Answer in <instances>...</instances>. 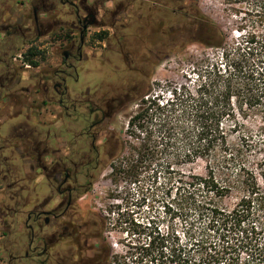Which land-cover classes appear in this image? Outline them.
I'll return each instance as SVG.
<instances>
[{
  "label": "rangeland",
  "instance_id": "374dc122",
  "mask_svg": "<svg viewBox=\"0 0 264 264\" xmlns=\"http://www.w3.org/2000/svg\"><path fill=\"white\" fill-rule=\"evenodd\" d=\"M39 1L42 0H0V84H4L6 76L11 82L6 89L0 88V145L6 142V150L0 153V264H40L44 260L35 257L41 247L34 252L35 258L24 259L28 251V232L24 228L26 216L31 205L44 200L49 191L36 162L37 154L45 149L54 152L42 160L45 165H51L58 157H77L75 152L86 155L87 151V144L72 140L83 126L86 127L82 118L87 117L88 111L78 105V115L66 117L58 104L64 99L52 91L50 84L52 74L64 69L63 53L69 51V44L79 45V32L69 30L75 20L73 11L70 6L63 5L66 0H62L63 4L61 0H46L41 9L47 12L37 17L43 23L42 31L48 25L52 32L38 40L33 8ZM81 1L76 0L77 5ZM184 2L195 4L202 15L217 25L225 35L227 45L238 38V27L252 30L253 20L247 15L250 0ZM85 6L96 9L98 22L87 30L82 61L72 62L75 73L73 79L66 82L67 104L90 99L107 114L99 127L88 130L97 136L101 151L99 168L94 172L96 176L87 193L80 195L75 204L82 222L97 221L100 235L88 245L96 251L105 246L106 260L102 264H151L153 251L161 247L158 241L150 244L158 232L160 237L167 239L163 246L165 264H169L170 246L177 250L175 264H191L205 254V249L222 244V235L209 231L206 207L194 205L185 186L193 175L204 177L205 163L184 164L180 148L161 151L148 147L143 162L134 169L129 168L127 163L135 160L132 155L136 151L132 148L138 143L129 137L128 121L135 115L138 102L126 99L127 102H123L122 98L113 104L106 103V106L101 102L103 98L108 100L110 92L117 94L119 84L131 77L125 70L134 59L130 54L140 48L131 41L147 32L148 11L153 6L143 0H86ZM50 9H53L51 13ZM79 14L85 15L82 11ZM8 27L17 28L19 36L8 40L4 34ZM98 34L106 39L98 41ZM169 45L165 42L157 48L163 54L155 66L151 64L156 49L147 46L148 64H139V59H135L133 68L141 71L144 82L148 79L154 96L165 99L169 98L172 89L192 87L196 75L203 73L208 64L218 63L221 53L196 44L166 53ZM30 47H36L44 54L38 68L22 62V55ZM245 114L240 121L251 134L258 135L259 129H264V112L254 109ZM24 130L28 132L26 136L21 135ZM110 137L125 143L122 155L115 160H107L102 148ZM83 140L89 139L84 137ZM67 146L72 147L73 153L69 154ZM258 184L264 190V183L258 180ZM21 186L26 188L23 195L27 207L20 196ZM199 195L197 201L201 200ZM235 202L236 195L227 198L223 208H229ZM51 251L48 264H56ZM88 256L84 252L74 259ZM65 264H70L69 260Z\"/></svg>",
  "mask_w": 264,
  "mask_h": 264
},
{
  "label": "trees",
  "instance_id": "16d2710c",
  "mask_svg": "<svg viewBox=\"0 0 264 264\" xmlns=\"http://www.w3.org/2000/svg\"><path fill=\"white\" fill-rule=\"evenodd\" d=\"M143 1L153 7L148 11L147 32L131 41L140 45L130 54L134 59L125 70L131 77L119 84L120 94L111 95L110 92L107 101L101 100L105 106L118 98L123 102H138L127 131L138 145L132 148L136 151L132 155L135 160L127 164L129 168H136L146 157L148 147L161 151L180 148L184 164L203 161L204 177L193 175L185 186L194 205L206 207L209 231L219 232L222 244L205 249V254L191 264H264V190L258 184V180L264 183V129H259L254 136L240 121L245 118L246 111L260 109L264 112V0H250L247 15L253 20L252 30L238 27V38L229 45L223 32L202 15L195 4L184 0ZM17 30L8 27L6 32L4 30L5 37L9 40L19 36ZM96 38L98 41L106 39L101 34ZM165 42L170 44L166 53L193 44L220 50L219 62L208 64L203 73L196 75L192 87L172 89L168 99L154 96L148 79L144 82L141 71L133 68L135 59H139V64H148L147 46L156 49L151 64L155 66L163 54L157 48ZM43 55L36 47H30L22 55V62L38 68L44 60ZM63 66L64 69L52 74L51 81L57 82L59 95L64 99L59 106L66 117L72 118L73 114H78L72 103L67 104L66 82L73 79L75 72L64 60ZM97 105L91 100L83 105L88 111L87 117L82 118L85 131L107 118L105 114H95ZM124 149L123 141L110 137L103 147L104 157L118 159ZM96 157L94 154L93 159ZM94 176L93 173L90 182ZM197 194H200V201L196 200ZM235 195L236 202L223 208L225 199ZM156 241L161 247L153 251L155 255L150 262L165 264L163 246L167 239L156 232L150 244ZM176 252V248L170 246L169 264H175Z\"/></svg>",
  "mask_w": 264,
  "mask_h": 264
},
{
  "label": "flooded vegetation",
  "instance_id": "af4514ba",
  "mask_svg": "<svg viewBox=\"0 0 264 264\" xmlns=\"http://www.w3.org/2000/svg\"><path fill=\"white\" fill-rule=\"evenodd\" d=\"M46 0H42L37 3L36 7L33 8V25L37 36V39L47 37L51 34L52 30L47 25L43 29V23L38 19L37 15L42 12L41 6ZM61 4L64 1H60ZM86 0H82L77 5L76 0H66L63 5H68L72 8L74 21L69 28L72 32H79V45L76 46L75 42L69 44V51L63 53V60L72 67V62L82 61V48L84 46L87 30L91 26H95L98 22L97 11L92 7L85 6ZM53 9H50L51 13ZM85 13L81 16L79 12ZM86 29H83L84 26ZM7 29V28H6ZM83 35V41H81L80 36ZM9 78L6 76V81ZM9 81V80H8ZM10 81L7 85H10ZM57 82H50L52 91L59 94ZM1 85V84H0ZM6 89V85L3 86ZM118 100L112 101L111 104L117 102ZM74 102V101H73ZM90 100H76L74 105L75 111H77L78 105H85ZM95 114L107 115L100 107H97ZM106 117H104L96 125L92 126L91 129L99 127ZM83 126L79 133L73 137V142H81L82 144H87L86 155H80L79 152H75L78 156H67L64 159L57 160L51 165H45L43 157L46 155H54V152H50L48 149L43 150V152L37 154L36 162L38 163L39 169L42 171L45 181L48 183L47 189L48 195L44 200L39 203H33L30 207V211L26 216L24 223V228L28 232V251L25 252L24 259H32L34 252L37 249H41L37 253V258H44L40 261V264H48L49 252L54 253V257L57 264H65L69 260L70 264H102L106 260V248L104 245L96 249L88 245V243L97 239L100 235L99 229L96 228L97 221L92 223V220L81 221V213L75 206L78 202V197L87 193V189L90 186V178L92 174L99 168V160L101 151L97 145V136L93 133L85 131ZM85 131V132H84ZM28 132L24 130L22 136H26ZM84 137L89 139L87 141L83 140ZM29 139V138H28ZM6 141V140H4ZM3 141V142H4ZM37 144L38 142L34 140ZM40 143L38 146H40ZM67 146L69 154L73 153L72 147ZM104 147V146H103ZM102 147V148H103ZM74 148V147H73ZM6 150V142L0 145L1 151ZM81 151V150H79ZM81 152H84L82 150ZM58 154V153H57ZM96 154V159H93V155ZM1 155V154H0ZM6 162V157H4ZM49 166V167H48ZM26 183V181L23 180ZM10 185L8 186V189ZM19 192L21 197L24 199V205L27 207V200L23 195L26 192L24 186L19 187ZM88 253L89 256L85 259H77L78 254ZM34 257V258H35ZM67 258V259H66ZM59 260V261H58ZM72 262V263H71Z\"/></svg>",
  "mask_w": 264,
  "mask_h": 264
},
{
  "label": "water",
  "instance_id": "95a60500",
  "mask_svg": "<svg viewBox=\"0 0 264 264\" xmlns=\"http://www.w3.org/2000/svg\"><path fill=\"white\" fill-rule=\"evenodd\" d=\"M86 25L83 27V29H86ZM80 39H81V41H83V35L81 34V36H80Z\"/></svg>",
  "mask_w": 264,
  "mask_h": 264
},
{
  "label": "crops",
  "instance_id": "0c3cea01",
  "mask_svg": "<svg viewBox=\"0 0 264 264\" xmlns=\"http://www.w3.org/2000/svg\"><path fill=\"white\" fill-rule=\"evenodd\" d=\"M26 5V4H25Z\"/></svg>",
  "mask_w": 264,
  "mask_h": 264
}]
</instances>
